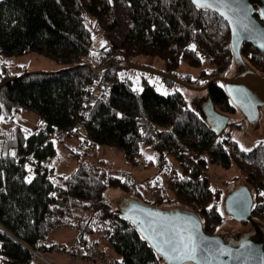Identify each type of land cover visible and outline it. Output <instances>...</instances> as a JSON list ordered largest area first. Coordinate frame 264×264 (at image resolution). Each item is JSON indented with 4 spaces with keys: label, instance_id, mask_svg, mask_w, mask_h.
<instances>
[{
    "label": "trees",
    "instance_id": "obj_1",
    "mask_svg": "<svg viewBox=\"0 0 264 264\" xmlns=\"http://www.w3.org/2000/svg\"><path fill=\"white\" fill-rule=\"evenodd\" d=\"M120 2L129 12L124 33L116 17ZM94 34L107 43L96 55L103 54L101 78L85 61L92 55ZM229 38L228 26L220 17L196 8L190 0H4L0 4V116L29 110L37 114L41 125L28 134L16 126L12 136L2 141L0 260L31 264L30 251L44 249L46 237L65 227L77 231L74 246L86 248L101 225L116 219L117 230L112 236L119 260L116 264H165L131 224L116 216L117 209L105 195L107 190L120 189L139 197L137 184L129 175L115 177L81 160L73 148L67 151L79 166L68 176L56 177L55 168L47 162L57 156L56 144L62 139H75L90 149L118 148L133 166L139 163L141 146L150 148L157 154V171L170 177L174 202L196 213L203 232L210 235L225 214L220 210L221 190L212 195L207 180L201 177L205 163L201 156L205 154L211 163L224 168L231 156L236 157L254 200L252 219L264 227V196L260 195L264 179L257 176L264 165V145L247 153L231 140L222 147L202 114V104L207 102L222 115L237 111L224 84L211 85L196 106L179 85L161 79L167 90V95H161L148 81L153 75L122 69L128 65L151 69L134 59H158L164 66L159 72L200 87V81L206 84L212 78L225 77L237 62ZM241 47L238 65L264 76V55L245 43ZM31 52L68 67L57 73H25L6 82L10 78L1 64L2 55ZM204 60L210 71H201L194 80L190 75L180 78L175 72L181 62L199 67ZM117 74L128 77L122 83L113 81ZM97 83L103 86L102 93L89 98ZM106 84L110 88L106 89ZM77 126L87 132V140L75 135ZM55 133H62L60 141L53 139ZM167 158L178 165V172L171 176ZM154 164L149 160L147 166ZM150 182L157 189L163 183L157 178Z\"/></svg>",
    "mask_w": 264,
    "mask_h": 264
},
{
    "label": "rangeland",
    "instance_id": "obj_2",
    "mask_svg": "<svg viewBox=\"0 0 264 264\" xmlns=\"http://www.w3.org/2000/svg\"><path fill=\"white\" fill-rule=\"evenodd\" d=\"M116 17L119 20V29L123 33L128 27L129 24V12L124 7V5L120 2L116 5ZM106 40L101 37L99 34H94L91 45V53L92 55H97L100 48L106 45ZM1 64L8 70V75L10 79H14V77H21L25 73L36 74V73H57L58 71L67 68L65 64L56 61L53 58H49L48 56H43L37 52L35 53H24L23 55H13L6 56L2 55ZM138 63L142 65H147L153 70L164 71L163 62L158 59H150L147 57L134 59ZM239 63L235 62L232 64L230 71L225 75L224 78L232 79L243 72L249 70L247 67H240ZM201 71H210V66L207 60H204L199 67H191L187 66L185 63L181 62L175 71L177 75L182 78L186 75H190L192 80L196 79ZM148 81L152 84L156 85V91L161 95H167V90L165 89L164 84H162L160 77H148ZM205 85L203 81H200V87ZM198 87V88H200ZM181 91L186 95V97L190 100H193L197 104V101H200L202 97L206 95L205 92L195 93V92H187L186 90L181 89ZM204 104V103H203ZM202 104V105H203ZM198 106V104H197ZM259 115L255 122H249L246 118H244L243 114L237 110L234 115H230L228 124L229 126L224 130V135L229 137V139L236 144L242 152H249L256 148L259 144L264 145V108L258 109ZM219 113V112H218ZM220 114V113H219ZM222 115V114H221ZM226 116V115H225ZM41 122L39 121V117L33 111H25L21 110L19 113L13 114L12 116H0V154L3 151L2 141H5L7 138L12 136L13 129L16 126H19L23 130L28 133H32L38 130ZM60 141V140H57ZM61 144L57 143V156L48 161V165L50 167L55 168V176L61 177L62 175H70L73 171L79 166V162L75 160L74 157H70L67 151V148H73V152L79 153V158L81 160L84 159L87 163L91 165H96L110 173V175L115 177L122 176H130V178L137 184L136 187L140 191V196H136V194H126L120 189H110L105 193L108 198L111 206L113 208L118 209V207L126 206L129 201H137L142 203V201H148L154 203V207L164 210H173L178 209L184 211L185 209L181 208L178 203L174 202L175 194L172 191V182L169 181L165 177L164 174L157 171V154L150 148L145 146H141L140 148V156L138 157L139 163L136 166H133L129 162L124 160L123 152L118 148H113L109 146H95L90 149L87 144L79 145L75 139L66 140L62 139ZM243 149H248L249 151H243ZM205 160L204 167L201 171V177L207 180L209 191H211L212 195H215L218 190H221V199L223 200V209L220 207L222 212L224 211V199L230 193H233L238 190L239 187L245 186V179L243 178V174L241 173L240 167L236 162V157L231 156V160L229 165L224 168L218 163H211L209 158L203 154L201 156ZM149 160L155 161L154 165L147 166ZM168 163H170V175L175 172H178V165L176 161L167 158ZM145 164L146 166H143ZM260 180L264 179V165L258 169V174ZM159 179L163 186V196L153 197L151 189H155L151 182L155 178ZM152 178H154L152 180ZM164 178V179H163ZM166 178V179H165ZM56 179V178H55ZM170 183L171 187H166V184ZM143 186V187H141ZM141 187V188H140ZM160 187V188H161ZM246 187V186H245ZM213 197V196H212ZM155 202H159L155 204ZM144 204V203H142ZM149 206V205H147ZM152 206V205H150ZM187 211V210H185ZM192 213L191 211H188ZM224 221L219 226L217 231L214 233L215 236H221L225 242H232L233 244L239 243L243 239H254L255 232L251 225H245L242 223H237L231 220L225 212ZM195 214V213H194ZM197 215V214H196ZM224 216V215H223ZM260 232L263 233L264 239V227H259ZM100 229V228H99ZM76 230L71 228H63L57 229L53 233L49 234L44 244H49L50 247H64L65 249L74 245V238L76 236ZM97 233L91 237V241L87 244H93L94 239H97ZM98 239L95 241L97 242ZM63 245V246H62ZM87 248V247H86ZM86 248H81L86 251ZM104 252L108 253L112 252V250L103 247ZM39 250V249H38ZM35 250V251H38ZM43 260L40 257L32 256L33 264H71L72 262L69 260L67 256L66 259L56 256V252H52L51 250L44 252ZM49 253L55 254V256L48 255ZM62 255V254H61ZM64 256V255H63ZM34 261V262H33ZM78 263H86L83 261H77ZM0 264H8L2 259L0 260ZM87 264V263H86ZM89 264V263H88ZM101 264V263H99Z\"/></svg>",
    "mask_w": 264,
    "mask_h": 264
},
{
    "label": "water",
    "instance_id": "obj_3",
    "mask_svg": "<svg viewBox=\"0 0 264 264\" xmlns=\"http://www.w3.org/2000/svg\"><path fill=\"white\" fill-rule=\"evenodd\" d=\"M3 2L4 0H0V4ZM190 2L197 8L193 0ZM224 2L227 7L216 4L212 8H198L213 12L228 26L229 47L237 62H242L240 50L243 43L254 47L264 55V16H262L264 0H224ZM122 69L151 74L195 93L206 92L211 85L223 83L224 92L229 101L249 122H255L259 115L258 109L264 108V76H258L250 70L232 79L212 78L198 88L146 67L128 65ZM10 80L12 79L6 82ZM201 110L214 136L221 137L229 126V118L219 114L213 104L208 102L202 105ZM253 202L251 191L245 186L239 187L237 191L230 193L224 199V212L227 216L237 223H248L256 235L254 239H243L237 244L225 242L219 235L205 234L196 213L185 210H161L137 201H129L125 204L126 206L118 207L116 216L131 224L165 264H264L263 233L252 219ZM191 224H198V239L203 241L196 260L178 261L167 258L174 254L170 251L171 245L166 241L175 242L181 236L187 238L191 231Z\"/></svg>",
    "mask_w": 264,
    "mask_h": 264
},
{
    "label": "built area",
    "instance_id": "obj_4",
    "mask_svg": "<svg viewBox=\"0 0 264 264\" xmlns=\"http://www.w3.org/2000/svg\"><path fill=\"white\" fill-rule=\"evenodd\" d=\"M103 54L100 56L96 55H90L85 58L86 64L91 66L92 70L96 74V76H99L100 78L103 77V69L101 66V62L103 60L102 58ZM128 76L126 74H117L116 78L113 81H118L120 83L123 82ZM92 87H94L93 92L89 95V98L95 99L94 94H101L103 90V86L95 84ZM105 88H110V84H106ZM75 135H79L81 138L83 137L84 140L86 139L87 132H85L80 127L74 128ZM62 133L53 134V139L60 140L62 138ZM229 137L222 134L220 137V146L225 147V144L229 142ZM45 164V163H44ZM171 187L170 183L166 184V187ZM172 188V187H171ZM153 197H159L163 196V186L159 189H151V192ZM154 206V205H152ZM117 220H109L106 224L101 225L99 228V231L97 233V239L98 241L88 245L86 248V251L82 250L79 246H71L68 248L64 247H50V245H46L44 249H36L38 251H30L32 256L40 257L41 260H43L44 252L52 251L59 254H62L64 256H67L69 260L72 262L71 264H77V261H85L87 264H116L119 260L117 259V255L115 253V250H113V243L114 239H112V236L114 235L115 231L117 230ZM108 248L112 250V252L106 253L104 252V248ZM44 261V260H43Z\"/></svg>",
    "mask_w": 264,
    "mask_h": 264
},
{
    "label": "snow or ice",
    "instance_id": "obj_5",
    "mask_svg": "<svg viewBox=\"0 0 264 264\" xmlns=\"http://www.w3.org/2000/svg\"><path fill=\"white\" fill-rule=\"evenodd\" d=\"M193 3L197 5V7H204V8H212L216 4H221L224 7H227V4L224 0H193ZM231 11V8H229ZM222 15L224 13H221ZM264 16V13H262ZM193 50H195V46L193 45ZM243 151H249L248 149H243ZM15 155V153H12ZM29 182L31 177L28 178ZM260 195L264 196V193ZM198 224H191V231L187 238L181 236L177 241H166L167 244L171 245L170 251L174 254L171 257H167L169 259H174L178 261H194L197 258L198 250H201V244L203 243L202 240L198 239Z\"/></svg>",
    "mask_w": 264,
    "mask_h": 264
},
{
    "label": "crops",
    "instance_id": "obj_6",
    "mask_svg": "<svg viewBox=\"0 0 264 264\" xmlns=\"http://www.w3.org/2000/svg\"><path fill=\"white\" fill-rule=\"evenodd\" d=\"M47 165H48V162H47ZM47 245H49V244H47ZM63 246V245H62ZM72 246H74V245H72ZM65 247V246H64ZM48 255H52V256H55V254H51V253H49ZM57 255H59L60 257H62V258H64V259H66V257L65 256H63V255H61V254H56V256ZM68 259V258H67ZM66 259V260H67ZM34 262V261H33ZM68 264H70L69 263V261L67 262ZM31 264H33V263H31ZM47 264H50V263H47ZM58 264V263H57ZM60 264V263H59ZM78 264H86V263H78Z\"/></svg>",
    "mask_w": 264,
    "mask_h": 264
}]
</instances>
